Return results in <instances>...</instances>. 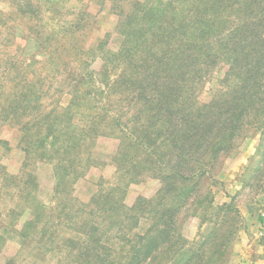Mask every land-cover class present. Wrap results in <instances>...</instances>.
<instances>
[{
  "label": "rangeland",
  "instance_id": "1",
  "mask_svg": "<svg viewBox=\"0 0 264 264\" xmlns=\"http://www.w3.org/2000/svg\"><path fill=\"white\" fill-rule=\"evenodd\" d=\"M0 264H264V0H0Z\"/></svg>",
  "mask_w": 264,
  "mask_h": 264
},
{
  "label": "trees",
  "instance_id": "2",
  "mask_svg": "<svg viewBox=\"0 0 264 264\" xmlns=\"http://www.w3.org/2000/svg\"><path fill=\"white\" fill-rule=\"evenodd\" d=\"M166 90H168V89H166ZM238 97H239V96H238ZM237 99H238V102H239V98H237ZM194 119H196V121H193L194 124H197V123L199 124V123H200V120H199L198 118H194ZM194 119H193V120H194ZM66 125H67L66 127H69V124H66ZM51 130H52V128L50 127V128L48 129V133H52ZM65 130H66V129H65Z\"/></svg>",
  "mask_w": 264,
  "mask_h": 264
}]
</instances>
